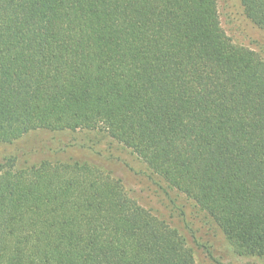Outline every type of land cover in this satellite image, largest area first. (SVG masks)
Here are the masks:
<instances>
[{
	"label": "trees",
	"instance_id": "1",
	"mask_svg": "<svg viewBox=\"0 0 264 264\" xmlns=\"http://www.w3.org/2000/svg\"><path fill=\"white\" fill-rule=\"evenodd\" d=\"M241 4L264 30V0ZM38 130L104 132L264 262V57L228 37L218 0H0V143ZM0 264L196 256L111 171L10 156Z\"/></svg>",
	"mask_w": 264,
	"mask_h": 264
},
{
	"label": "rangeland",
	"instance_id": "2",
	"mask_svg": "<svg viewBox=\"0 0 264 264\" xmlns=\"http://www.w3.org/2000/svg\"><path fill=\"white\" fill-rule=\"evenodd\" d=\"M218 7L222 27L233 43L264 57V30L245 16L241 0H218ZM10 156L17 158L19 168L42 161L88 160L122 180L140 206L179 229L195 247L196 264H264L237 256L214 220L192 199L170 189L131 150L102 131L30 132L12 144L0 143V163Z\"/></svg>",
	"mask_w": 264,
	"mask_h": 264
}]
</instances>
